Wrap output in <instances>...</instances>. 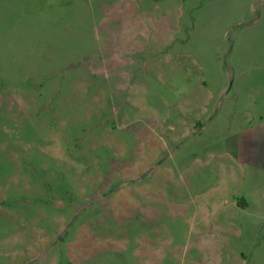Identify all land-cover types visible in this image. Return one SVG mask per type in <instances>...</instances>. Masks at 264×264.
I'll use <instances>...</instances> for the list:
<instances>
[{
  "label": "rangeland",
  "instance_id": "rangeland-1",
  "mask_svg": "<svg viewBox=\"0 0 264 264\" xmlns=\"http://www.w3.org/2000/svg\"><path fill=\"white\" fill-rule=\"evenodd\" d=\"M0 264H264V0H0Z\"/></svg>",
  "mask_w": 264,
  "mask_h": 264
}]
</instances>
